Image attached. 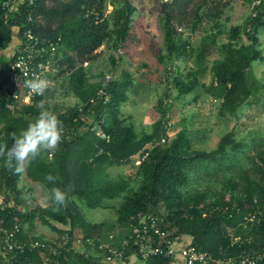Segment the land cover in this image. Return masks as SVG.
I'll return each mask as SVG.
<instances>
[{"label":"trees","instance_id":"1","mask_svg":"<svg viewBox=\"0 0 264 264\" xmlns=\"http://www.w3.org/2000/svg\"><path fill=\"white\" fill-rule=\"evenodd\" d=\"M242 1L252 13L235 25L230 1L158 0L163 47L156 58L167 86L155 105L158 120L142 132L134 117L123 113L132 96L145 95L151 84H137L133 73L123 68L124 53L137 40L138 11L129 0H25L6 23L0 21V264H42L41 250L28 248L18 254L4 249L2 230L16 229L20 244L65 243L55 259L59 264H104L106 252L98 246L109 242L116 228L129 230L128 244L119 247L125 262L132 256L141 260L142 243L166 248L175 239L188 240L187 247L216 260L264 252L263 140H238L230 132L215 149L204 150L197 147L204 133L192 134L186 120L179 132L170 131L171 110L181 100L193 104L205 94L217 103L224 120L237 118L248 103H259L264 82L255 66L264 64V0L259 5ZM17 29L26 44L30 30L47 49L44 61L53 72L46 76L55 85L35 96L31 105L11 110L13 59L3 53L13 48ZM103 49L110 69L93 74L89 66ZM207 74L212 75L210 84L203 81ZM60 90L76 103L67 109L55 104ZM40 104L62 122V142L17 173L7 153L38 117ZM136 156L141 163L132 175L114 176L113 170L129 166ZM22 176L31 186L21 187ZM35 187L47 194L46 206L35 198ZM53 188L66 193L58 210ZM115 200L120 204L112 223H86L84 209H108ZM146 217L157 221L164 236L150 225L136 238L133 229L142 227ZM40 227L50 228L57 237L30 235ZM77 239L82 248L74 247ZM147 264L173 263L160 256Z\"/></svg>","mask_w":264,"mask_h":264},{"label":"rangeland","instance_id":"2","mask_svg":"<svg viewBox=\"0 0 264 264\" xmlns=\"http://www.w3.org/2000/svg\"><path fill=\"white\" fill-rule=\"evenodd\" d=\"M232 3V10L229 12L232 17L233 24H242L252 13V9L242 0H226ZM129 2L137 8L138 14L136 18V42L129 44L127 53H124L123 68L133 73L136 83L149 85L145 95L132 96L133 98L123 107V113L126 116H133L138 132L148 129L159 115L155 110V105L161 97H164L166 89V78L164 76V67L157 62V54L163 47V32L159 26L158 20V0H129ZM113 7H109V11ZM200 36L194 38L195 42L199 41ZM262 50L264 52V37L261 38ZM12 53V48L3 53L8 58ZM123 54V52H120ZM109 54L106 49L101 52V57L89 66L93 74H97L102 70L110 69L108 62ZM256 74L260 80L264 82V64H256ZM122 69V68H121ZM53 72L50 68L47 75ZM62 81V80H61ZM150 81V82H149ZM203 81L206 84L212 82V75L207 74ZM48 86H54L52 79L47 76ZM144 94V93H143ZM175 94V92H174ZM254 100V99H253ZM251 100V101H253ZM74 97H67L60 90L56 94L53 101L60 107L67 109L76 103ZM171 132L177 133L183 123L187 121V128L192 134L203 132L199 136L197 147L204 150H213L217 147L221 138L230 132L235 134L238 140L260 138L264 142V93L260 96L259 103L256 102L246 104L238 114L237 118H229L224 120L219 115L217 103L209 96L202 94L197 103L189 104L188 100L179 101L174 104L170 113ZM138 157H134L129 166L117 168L113 170L114 176L132 175L135 172ZM31 186L25 177L21 178V187ZM27 188H25V197ZM34 196L38 201L46 206L48 196L42 188L35 187ZM120 201L110 202L108 209H84L83 217L87 224H103L112 223L116 219V208ZM31 236H54L57 235L47 227L34 229Z\"/></svg>","mask_w":264,"mask_h":264},{"label":"built area","instance_id":"3","mask_svg":"<svg viewBox=\"0 0 264 264\" xmlns=\"http://www.w3.org/2000/svg\"><path fill=\"white\" fill-rule=\"evenodd\" d=\"M24 1L25 0H0V21L6 23L11 14L17 12ZM260 2L261 0H256L255 5H259ZM15 32L13 40L14 46L9 57L13 59L11 65V81L14 84L12 94L14 103L10 105L11 110H14L16 106L21 107L31 105L35 96H40L31 93L25 86L26 82L34 78H40L47 81L46 75L51 66L49 61H44L47 49L42 47L36 38L32 37V31L29 30L27 33V44L24 40L18 38L19 30L17 29ZM97 135L102 139H106V136L100 130L97 131ZM140 163V159H138L137 164L140 165ZM141 224L142 227L133 229V233L137 239H140L143 232L146 233L148 231L150 225L154 229L156 235L164 236V232L156 227L157 221L152 217L144 218ZM2 231L6 234V245L4 249L16 251L18 254H23L28 248L32 250H41L43 252L41 254L42 264H59L55 259L58 256L59 249L63 248L65 243L48 245L46 243L32 241L29 244H20L15 240V237L19 232L18 229L13 233L8 232L7 230ZM114 238V236H110L109 242L101 243L98 246V250L106 252L105 258L109 261L123 260L124 250L115 246ZM86 242L89 246L94 245L91 240H87ZM180 242L179 239H175L172 242H168L166 248L151 247L142 243L139 245V256L143 261V264H147L152 258L160 256L169 259L173 264L178 257H181L185 261V264H264V252L251 256L216 260L209 254L200 252L192 246H186L178 252L177 245H179ZM127 244L128 240H126L121 246L123 247ZM74 247L77 249L82 248L81 239H77Z\"/></svg>","mask_w":264,"mask_h":264},{"label":"clouds","instance_id":"4","mask_svg":"<svg viewBox=\"0 0 264 264\" xmlns=\"http://www.w3.org/2000/svg\"><path fill=\"white\" fill-rule=\"evenodd\" d=\"M31 93L43 96L48 88V82L44 79L34 78L25 85ZM41 109L35 121L22 131L15 139L13 147L7 153L9 162L15 161V171L23 172L25 166L44 151L54 150L63 138V125L57 115L46 109L43 104L38 105ZM50 182L55 177L49 175ZM53 203L58 207L65 204L66 193L59 188L51 190Z\"/></svg>","mask_w":264,"mask_h":264},{"label":"crops","instance_id":"5","mask_svg":"<svg viewBox=\"0 0 264 264\" xmlns=\"http://www.w3.org/2000/svg\"><path fill=\"white\" fill-rule=\"evenodd\" d=\"M128 233H129L128 229L125 230V229L116 228L109 233V236H114L115 246L120 247L126 241ZM45 238L53 239L55 238V235L51 237L45 236ZM188 243H189L188 240L180 242V244L177 245V251L180 252L182 249H184L187 246ZM103 263L104 264H143L142 261L136 256L129 257L126 262L123 260L109 261L105 257H103ZM174 264H185V261L181 257H178Z\"/></svg>","mask_w":264,"mask_h":264}]
</instances>
